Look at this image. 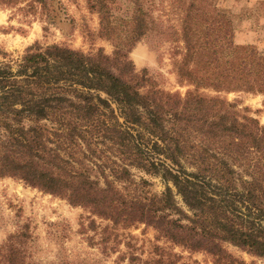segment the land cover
<instances>
[{
  "label": "trees",
  "instance_id": "16d2710c",
  "mask_svg": "<svg viewBox=\"0 0 264 264\" xmlns=\"http://www.w3.org/2000/svg\"><path fill=\"white\" fill-rule=\"evenodd\" d=\"M84 1L109 55L38 41L14 57L0 50V178L80 208L89 245L102 258L116 254L114 264H198L193 254L209 264H255L229 248L264 260V125L223 97L260 95L264 106V53L233 43L232 16L215 0H172L177 27H162L147 0H126L123 18L114 0ZM57 4L0 0L43 22L42 32ZM146 38L170 46L183 93L135 70L128 53ZM139 226L164 245H152L145 260L130 242ZM28 237L21 228L8 234L0 264H27Z\"/></svg>",
  "mask_w": 264,
  "mask_h": 264
},
{
  "label": "rangeland",
  "instance_id": "374dc122",
  "mask_svg": "<svg viewBox=\"0 0 264 264\" xmlns=\"http://www.w3.org/2000/svg\"><path fill=\"white\" fill-rule=\"evenodd\" d=\"M55 1L58 2L54 5L55 22L47 25L46 32H42L41 28L45 24L40 20L23 18L17 10L0 8V50L14 57L38 41L40 44L63 45L83 53L94 52L99 47L105 54L112 52L109 42L95 36L97 18L87 10L84 0ZM114 1L116 8L113 14L125 17L130 11V4L126 0ZM145 6L153 17L160 16L162 27L178 26V15L172 8V0H147ZM214 7L231 14L234 44H248L264 53V0H215ZM204 12L212 14L213 10L206 9ZM136 51L138 54L134 56ZM128 59L136 71L146 68L158 74L163 89L181 93L186 89L176 84L168 44L156 46L149 38L140 40L131 48ZM223 97L229 102L239 100L241 103L238 108L248 107L251 115L264 125V106H261L260 95L229 93L223 94ZM152 182L154 191H160L158 181ZM85 217L86 214L80 208L70 207L63 200L26 187L20 181L0 178V245L8 234L23 229L29 236L25 245L24 261L27 264H61L66 261L73 264H114L116 254L110 253L107 258H102L96 246L89 245L88 238L92 232L82 229L87 226ZM129 233L133 236L130 242L135 247L134 253L142 260L151 256L152 245L164 246L161 242L155 243L153 232L150 229L143 230V226L130 229ZM119 250H123V247L120 246ZM229 250L245 262L252 260L255 264H264V260L251 259L244 253L231 248ZM173 252L188 260V255L180 253L179 249ZM190 257V261L194 260L198 264H209L202 254Z\"/></svg>",
  "mask_w": 264,
  "mask_h": 264
},
{
  "label": "bare ground",
  "instance_id": "6f19581e",
  "mask_svg": "<svg viewBox=\"0 0 264 264\" xmlns=\"http://www.w3.org/2000/svg\"><path fill=\"white\" fill-rule=\"evenodd\" d=\"M138 54V51H136L135 53H134V56H136Z\"/></svg>",
  "mask_w": 264,
  "mask_h": 264
}]
</instances>
